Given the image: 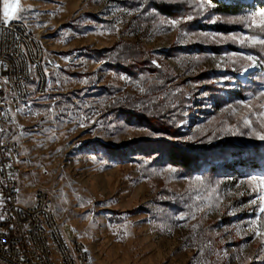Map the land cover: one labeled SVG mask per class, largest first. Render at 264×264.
I'll list each match as a JSON object with an SVG mask.
<instances>
[{"label": "rangeland", "instance_id": "374dc122", "mask_svg": "<svg viewBox=\"0 0 264 264\" xmlns=\"http://www.w3.org/2000/svg\"><path fill=\"white\" fill-rule=\"evenodd\" d=\"M213 3L204 15L170 28L160 20L195 14L194 6L24 0L27 22L45 45L50 83L9 128L11 138L28 133L19 140L20 200L30 204L36 188L47 189L67 235L69 225L78 231L93 264H264L260 238L246 230L259 190L240 184L264 175V141L243 124L247 117L264 131V46L240 39L264 35L231 22L264 8V0ZM212 16L221 19L209 23ZM199 32L237 39L192 35ZM246 55L257 57L247 72ZM197 56L203 59H191ZM241 101H250L251 112ZM237 129L243 134L232 135ZM174 143L196 153L200 164L173 165L167 150ZM248 147L258 151L257 168H213L225 163L221 156L209 164L216 151ZM224 158L233 159L227 152Z\"/></svg>", "mask_w": 264, "mask_h": 264}, {"label": "built area", "instance_id": "2783aa9c", "mask_svg": "<svg viewBox=\"0 0 264 264\" xmlns=\"http://www.w3.org/2000/svg\"><path fill=\"white\" fill-rule=\"evenodd\" d=\"M0 60L3 61L0 101H7L0 107L6 112L10 109L16 119L32 109L37 97L48 92L50 79L45 68L44 42L27 21L26 24L13 22L7 29L0 25ZM5 79L10 83L5 85ZM12 124L11 120L0 117V125L6 127L7 133ZM4 146L11 149L12 155L9 158L0 154V200L3 201L0 215L4 217L0 220V264H93L90 250L78 231L69 225L67 235L47 189L36 188L32 203L21 202L23 149L8 134Z\"/></svg>", "mask_w": 264, "mask_h": 264}, {"label": "snow or ice", "instance_id": "6c2138e0", "mask_svg": "<svg viewBox=\"0 0 264 264\" xmlns=\"http://www.w3.org/2000/svg\"><path fill=\"white\" fill-rule=\"evenodd\" d=\"M173 2H186L189 3L191 5L194 6L195 8V14H188L187 16H183L180 18H174V19H161L160 20V25L162 26H168L170 28H177L178 26H180L182 23H186L188 21H192L193 19H195L197 16H202L204 15L206 12H209L210 10L214 9L217 7L216 4L213 3V0H173ZM30 8V6H29ZM29 8H26L23 6L22 4V0H2V10H0V25H2L4 28H9L13 22H18L21 24H26L27 21V16L26 13L29 11ZM129 15H131V12H128ZM155 14V10H153V12L149 13V15H154ZM221 19V17L219 16H212L208 19L209 23H217L219 20ZM233 23H243L245 24L248 28H258L260 29V33L261 35H264V8H260L257 9L255 11H251L250 13H248L247 15H243L238 17L236 20L231 21ZM184 35H187V33H183ZM192 35L194 36H200V37H204V38H211L213 40H216L217 37L219 36L220 39H232V40H236L237 36L236 35H232L229 37H224L222 34H218V33H210V32H199V33H193ZM16 40H19V36L15 37ZM246 40L250 41L252 44H259L264 46V38H258L256 36H252V37H242L240 39V42L243 44ZM22 47V46H21ZM7 52V49L5 50ZM15 54V53H13ZM194 61H200L203 59V57H192L191 58ZM241 59L248 61L249 63L247 64V66L244 68V71L247 72L248 69L250 68H254L257 66V57L252 56V55H246V56H242ZM234 63L236 61H233ZM153 63L155 64L156 61H153ZM0 65H3V61L0 60ZM219 67V65H217ZM29 71H31V68L29 69ZM120 79H126V77H120ZM225 79H228L227 77H225ZM3 83L6 85L8 83H10V81L8 79H5L3 81ZM21 83H23V81H21ZM141 91H143V89H141ZM251 95V94H249ZM259 96L264 97V91H261L259 93ZM7 101H0V104L2 103H6ZM244 107L249 108L250 112H251V103L250 101H241L240 102ZM261 108H264V105H260ZM229 108L232 110V112L234 113L236 110L234 108H232V106L230 105ZM21 109H18V111H20ZM49 111H51V109H49ZM38 115V114H37ZM260 116H264V112H260L259 113ZM0 117H3L5 121H9L11 120V123L15 124V113L11 112V110L9 109L7 112L4 111L3 107H0ZM252 121L251 119L245 117L243 119V124L245 127L251 129L247 134L249 136H253L255 137L257 140L260 141H264V131H257V129L255 127H252ZM17 127H20L19 125H17ZM80 127H85V125L81 122ZM235 125H232L230 128L225 129L226 131H231V128H235ZM260 128L264 129V122L260 123ZM38 131L40 132H44V131H49V129H45L43 127H40L38 125ZM7 129L6 127H4L3 125H0V154H7L9 156V158H11L12 155V151L11 149H6L4 146V138L7 136ZM36 132L34 131L32 133V135H35ZM232 135H237V134H243L240 133L239 130L237 129V131H234L231 133ZM24 135H28V133L25 132H21L19 133V135L13 133L12 134V139L16 140L17 142H19L21 136ZM7 167H11V165H7ZM166 171L169 172H175L176 169L175 168H168L166 169ZM10 175H12L10 173ZM195 182L199 183V184H203L204 183V178L202 176H196L194 178ZM249 184L252 185V191L256 192L257 190V196L256 198H254L253 200H251V204L252 205H256L257 206V214L255 215V218L248 221L247 222V231H250L253 234V238H260L261 240V251H264V175H260V176H256V175H252L250 177H248L247 181L241 180L240 184ZM17 191H19L17 189ZM213 191H215V189H213ZM257 201H259V204H257ZM3 201L0 200V205H2ZM89 203H91V201H89ZM217 207H219V205H217ZM197 211H202L203 209L201 208H197ZM191 218L195 219V214H191ZM4 219V217L2 215H0V220ZM175 219H185L184 216H177L175 217ZM197 226L193 225V230H195ZM127 234V233H126ZM85 252H87L88 250L85 248L84 249ZM237 259H239V257H237ZM249 260H251L252 258L249 257Z\"/></svg>", "mask_w": 264, "mask_h": 264}, {"label": "trees", "instance_id": "16d2710c", "mask_svg": "<svg viewBox=\"0 0 264 264\" xmlns=\"http://www.w3.org/2000/svg\"><path fill=\"white\" fill-rule=\"evenodd\" d=\"M223 9L225 10H231L232 7L230 6H223ZM251 148L248 147L246 150L243 149H230V150H223L222 151H216L212 153L210 156L211 160L209 164H212V161L214 158L222 157L223 161L225 163H220V165L212 166L213 168L221 167L222 171L224 170H242L243 168H257L260 166L259 158L257 157V149L250 150ZM248 151V152H247ZM227 152V154L231 155L233 159L231 161H228L226 158H224V154ZM247 152L248 155L244 156V153ZM167 157L169 161L173 165H180L185 168H195L200 164L199 157L196 153L190 152L189 150L185 148H180L176 143H174L168 150H167ZM203 162V160H202Z\"/></svg>", "mask_w": 264, "mask_h": 264}, {"label": "crops", "instance_id": "0c3cea01", "mask_svg": "<svg viewBox=\"0 0 264 264\" xmlns=\"http://www.w3.org/2000/svg\"><path fill=\"white\" fill-rule=\"evenodd\" d=\"M22 4H24V0H22ZM0 7L2 9V0H0Z\"/></svg>", "mask_w": 264, "mask_h": 264}]
</instances>
